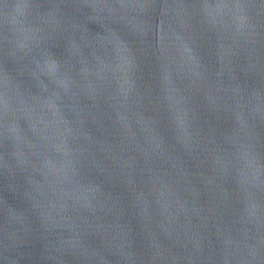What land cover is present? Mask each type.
<instances>
[{
	"label": "water",
	"instance_id": "1",
	"mask_svg": "<svg viewBox=\"0 0 264 264\" xmlns=\"http://www.w3.org/2000/svg\"><path fill=\"white\" fill-rule=\"evenodd\" d=\"M0 264H264V0H0Z\"/></svg>",
	"mask_w": 264,
	"mask_h": 264
}]
</instances>
